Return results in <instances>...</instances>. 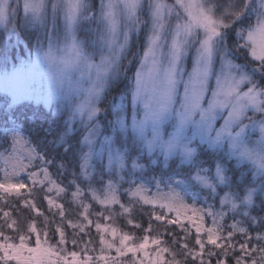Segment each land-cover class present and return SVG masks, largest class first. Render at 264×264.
I'll list each match as a JSON object with an SVG mask.
<instances>
[{
  "label": "snow or ice",
  "instance_id": "obj_1",
  "mask_svg": "<svg viewBox=\"0 0 264 264\" xmlns=\"http://www.w3.org/2000/svg\"><path fill=\"white\" fill-rule=\"evenodd\" d=\"M0 101V264H264V0H0Z\"/></svg>",
  "mask_w": 264,
  "mask_h": 264
},
{
  "label": "trees",
  "instance_id": "obj_2",
  "mask_svg": "<svg viewBox=\"0 0 264 264\" xmlns=\"http://www.w3.org/2000/svg\"><path fill=\"white\" fill-rule=\"evenodd\" d=\"M118 95V92L117 91H112V92H109L108 93V96H107V99L104 101V104L102 105V107L104 109H106L107 111H109V108H108V101L112 99L113 96H117ZM21 112H24V113H27L29 115L35 113L36 116L41 119V120H47L49 123H51L52 121H57L59 120L60 121V118L57 117V116H54L52 115L51 113H49L48 111H45L43 110L42 108H38V107H34V106H31L29 105L28 107L26 108H22L21 109ZM0 119H2V117H0ZM109 119H111V117H109ZM55 126V125H53ZM208 164V162H207ZM53 172V176L55 179H57L58 182H61L63 184H67V179H65L64 177H61L59 175L56 174L55 170L53 169L52 170ZM135 179V177H133ZM139 182V180L137 181ZM86 187V185H85ZM128 185L125 187L123 186L121 191H123V188H127ZM100 188V187H99ZM71 191V190H70ZM51 195L55 196V193H52ZM44 197V192L42 190L40 191H37L36 195H35V203L37 205V207L43 211L45 213V215L49 216L51 218V213L48 211V205H47V202L43 199ZM12 203L15 204V207L11 209L12 211V218L16 219L18 221V224L20 225V227L22 229H26V226H27V223L33 219L35 217V213L29 209V208H25V207H22L21 206V202L20 200H17L15 197H9L8 198ZM58 199V202L60 203H63L64 206H65V209L68 210L67 211V215H68V218L69 219H76L77 218V213L79 212V209H77L75 207V205H70L68 203V201L70 200V196L69 195H65V196H62L60 198H57ZM121 200L125 203H127V197L124 196V195H121ZM10 207V205H5L3 203H0V208H4L5 210H7L8 208ZM17 209L19 211H17ZM93 210H99V205H96V204H93ZM119 210V209H118ZM117 211V210H116ZM147 211H150V208H146V212ZM119 212V211H117ZM254 215L256 213H253ZM0 215H2V213H0ZM138 220L141 224L144 222L145 220V225L142 224L144 227H147V224H148V216L146 214H144L142 217L139 213H137L136 215H134L133 219ZM37 219V226L38 228L39 227H42V217H36ZM57 222H59V217H56L55 218ZM91 219H93V221L96 220V217L95 216H92ZM118 223H117V222ZM101 223H105V221L101 220L100 221ZM156 221H153L152 223H154ZM229 223L231 222L230 220L228 221ZM110 223V221L108 222ZM115 223L118 225V226H123L124 228H122L123 230H128V231H134V229L132 227H130V225H125L123 223H125V219L123 217H120V216H117L116 219H115ZM4 224V221L2 219H0V225ZM125 226L129 227V228H126ZM50 231H49V236L51 238V243L52 244H55L56 241L58 240V235L54 234V225H50ZM156 231H161L162 229L159 227V225H156L154 226ZM3 230L5 232H7L9 235L11 236H16L17 233L15 232H12L10 230H8L6 227L3 228ZM171 230L174 231L177 236H181L183 235L182 232H180V230L178 228H176L175 226H171ZM65 231L67 233V237H68V241L69 243L66 245V247L68 248L69 251H72V250H79L78 248H76L75 246H73L71 244V240L73 239V236H72V233H73V229L71 228H68L67 226H65ZM264 231V230H262ZM255 234V233H254ZM193 235H194V230H193ZM89 238H91L93 240V246L97 249H99L100 245H99V236L98 234L96 233V230L94 228V226L92 228L89 229V235L88 236H84L83 234H81L80 236V240L81 241H87ZM108 239H110L109 237H107ZM164 239L166 241L169 242V245H171V238L168 237V236H165ZM237 239H242L241 237H237ZM191 246V244H190ZM176 250H179V246H175ZM207 251V249H206ZM238 254V253H237ZM112 255H115V253L113 252ZM256 255V258L258 259V254H254ZM177 259H182V257L178 256ZM213 263L215 264V259H213ZM188 264H192L191 261H188Z\"/></svg>",
  "mask_w": 264,
  "mask_h": 264
},
{
  "label": "rangeland",
  "instance_id": "obj_3",
  "mask_svg": "<svg viewBox=\"0 0 264 264\" xmlns=\"http://www.w3.org/2000/svg\"><path fill=\"white\" fill-rule=\"evenodd\" d=\"M92 2H93V4L95 5L96 3H98V0H92ZM169 2H172V0H169ZM253 22H254V17H253ZM79 35L81 36V38H83L84 33L81 32ZM13 39H14V38H13ZM137 47L140 48V51H141V53H142V50H143V39H141V41L139 42V45H134V46H133V51H136V50H137ZM21 51L26 52L27 50H26V49H23L22 46H21V48H17V49L14 50V52H15L16 54H19ZM96 59L98 60L99 57H97ZM124 63L127 64V61H125ZM135 67H136V64H134L133 67H132V69H131V71L128 72V76H129V77L132 76L133 72L135 71ZM189 67H190V63H189ZM2 103H3V102L0 101V105H2ZM31 106L38 107V108H42L43 110L48 111V112L51 113L52 115L59 117V114H58L57 111H56L55 103H53L51 109H50L47 105H44V104H35V103H33V104H31ZM105 111H107V110L105 109ZM57 122H58V123H62V119H60V121L57 120ZM220 123H222V121H220ZM217 127H219V124H217ZM255 139H256V137H253V140H255ZM0 150H2V149H0ZM205 159L208 161V164H207V163L205 164V166L207 167V166H209V165L211 164V162H212L211 155L209 154V156H208V157H205ZM141 163H144V164L146 165V164H147V159L142 160ZM170 163H171V166L174 168V167H176V163H178V161H176V162H171V161H170ZM158 174H159V169H157L155 172L149 171V172L146 174V176L144 177V179H145V180H150V178H151L152 175H158ZM123 186L126 187L127 184H124ZM96 187L99 188L100 185H99V184H96ZM128 187H129V185H128ZM148 187L151 189V192H152V193H155L156 189H155V187H154L153 185L149 184ZM162 187H163V186H162ZM163 190H164V191H167V189H163ZM22 191H23V190H22ZM188 202H189V203H192L191 200H189ZM209 202L211 203V201H209ZM197 206H198V207H199V206H202V200H201V203H198ZM217 207H218V205H217ZM118 209H119V206H118V205L115 206V210L119 211ZM253 215H254V214H253ZM135 219H136V218H135ZM116 222H117V221H116ZM110 223H112V222L110 221ZM117 223H118V222H117ZM145 223H146V222H145V220H144V222H143L142 224L145 225ZM115 224H116V223H115ZM123 224L127 225L126 223H123ZM116 225H117V224H116ZM156 225H158V223H157V222H154V223H153V227L156 226ZM117 226H118V225H117ZM119 227H120L121 229L124 228V227L121 226V225H120ZM125 227H126V228H129V227H127V226H125ZM130 227H131V226H130ZM154 229H157V228L154 227ZM125 231H128V230H125ZM134 231H136L137 235H142V234H143L141 230L134 229ZM109 238L111 239V237H109ZM213 264H214V263H213ZM228 264H232V259H231V258H229V260H228Z\"/></svg>",
  "mask_w": 264,
  "mask_h": 264
}]
</instances>
